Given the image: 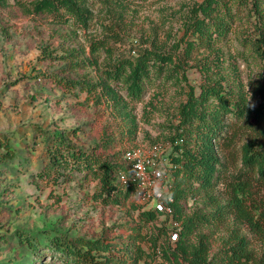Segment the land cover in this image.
I'll list each match as a JSON object with an SVG mask.
<instances>
[{"label": "rangeland", "instance_id": "rangeland-1", "mask_svg": "<svg viewBox=\"0 0 264 264\" xmlns=\"http://www.w3.org/2000/svg\"><path fill=\"white\" fill-rule=\"evenodd\" d=\"M34 1L0 0V155L7 150L2 145L11 154L0 161V264H51L47 245L56 234L119 243L140 228L143 234L157 235L158 245L167 246V232L176 221L160 216L144 225L131 199L118 206L102 203L97 179L84 169L48 172L49 140L58 133L75 149L102 158L170 141L178 133L179 108L188 85L197 87L202 81L199 63L214 60V52L193 46L180 78L151 71L138 100L127 96L121 81L106 79L103 71L144 49L170 52L176 59L185 55L191 37L185 35L184 23L190 8L201 0H85L86 24L61 7L36 12ZM235 3L231 1L233 7ZM254 21L255 16L244 11L235 30L214 50L224 60L220 73L226 77L224 86L235 90L241 86L255 107L264 68L248 52L240 54L243 46L238 38L252 30ZM97 39L105 47L93 50L92 41ZM71 60L81 63L69 70ZM56 77L84 78L95 89L65 88L54 81ZM235 126L229 130L231 142L216 144L225 169L209 190L194 183V196L183 204V217L211 213L215 201L224 206L229 200V183L241 168L240 149L254 139L250 131ZM260 146L264 150V143ZM262 198L264 187L254 182L244 199L247 210L253 211V200ZM199 233L208 238L209 257L215 264H222L219 255L233 233L245 238L256 259L264 254V242L234 212L203 226ZM19 234L33 238L34 248L20 242ZM143 247L147 250L148 245Z\"/></svg>", "mask_w": 264, "mask_h": 264}, {"label": "trees", "instance_id": "trees-1", "mask_svg": "<svg viewBox=\"0 0 264 264\" xmlns=\"http://www.w3.org/2000/svg\"><path fill=\"white\" fill-rule=\"evenodd\" d=\"M84 1L35 0L32 7L36 12H56L61 7L86 24L89 12ZM231 1L201 0L190 8L184 24L185 35L188 34L191 39L187 38L186 54L182 57L178 56L176 59L170 52L144 49L135 58H121L103 71L106 79L121 81L127 96L138 100L142 93V82L150 76L151 71L156 76L168 73L167 77L175 75L180 78L184 76L181 69L193 46L214 52V60L204 58L200 61L202 81L197 87L188 85L186 100L179 108L180 121L176 127L178 133L170 138L174 150L180 153V157L172 158L176 168L172 170V187L167 194L173 211L171 221L181 222L179 239L175 242L174 249L168 244L158 245L157 235L152 232L150 235L143 234L140 228L119 243L105 238H70L68 235L56 234L48 240L47 245L53 259L51 264H215L209 257L208 238L199 231L203 226L220 221L227 213L232 212L245 220L264 242V198L253 200V211H248L244 202L249 187L254 186V182H259L264 187V150H259L264 143V82L256 87L258 104L254 107L241 86L237 90L232 86H224L226 77L220 74L224 60L221 58L222 54L214 50V45L222 42L235 30L236 22L247 11L248 16H255V21L251 25L252 30L243 31L238 36L239 44L243 46L240 54L248 52L264 68V10L261 9V0H235V7ZM105 44L102 39L93 40V50L105 47ZM80 63L81 61L71 60L68 62V69L73 70ZM233 71L236 72V68ZM54 81L69 89L78 88L80 91L89 92L95 89V84L84 78L56 77ZM108 90L111 91L110 88ZM226 119H231V123H227ZM234 125L250 131L254 139L240 149L241 168L229 183V200L224 206H218L215 201V208L211 213L196 212L183 217V204L194 196V183L199 188L209 190L214 180L219 178L221 170L225 169L214 150V144L231 142L232 134H229V130ZM181 137L184 139L183 144H175ZM49 142L52 148L49 150V162L46 165L48 172L84 169L97 179V197L102 203L118 206L131 199L133 183L130 182L128 165L123 160L124 151L105 158L90 155L66 143L58 133H54ZM2 146L7 150L5 155H0V161L11 155L7 146ZM120 173L125 174L130 183L128 187L119 180ZM131 205L138 213L139 222L144 225L162 216L153 210L140 211L137 205ZM18 238L27 247L34 248L33 238L29 239L23 234H19ZM143 244H149L147 250ZM157 247L159 255L156 253ZM219 256L222 264H264V254L256 259L247 250L245 238L237 233L231 234L224 242ZM158 259L159 262L156 263Z\"/></svg>", "mask_w": 264, "mask_h": 264}, {"label": "built area", "instance_id": "built-area-1", "mask_svg": "<svg viewBox=\"0 0 264 264\" xmlns=\"http://www.w3.org/2000/svg\"><path fill=\"white\" fill-rule=\"evenodd\" d=\"M183 142L181 137L175 144L181 145ZM214 150L217 153L216 144ZM174 157H180V153L174 150V144L170 141L155 143L147 150L128 148L123 154V160L129 168L130 182L133 183L131 201L139 207L138 210H153L167 216L170 221L173 211L167 194L172 187V170L176 168V164L172 162ZM119 180L125 187L130 185L124 173L119 174ZM179 233L180 224L174 222L167 232V244L171 249H174ZM156 253L160 254L159 247L156 248ZM158 262L159 259L156 263Z\"/></svg>", "mask_w": 264, "mask_h": 264}]
</instances>
